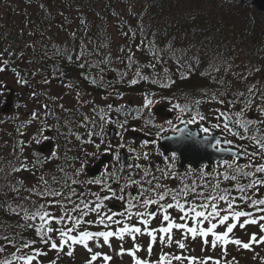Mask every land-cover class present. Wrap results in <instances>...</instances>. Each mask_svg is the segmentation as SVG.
Wrapping results in <instances>:
<instances>
[{
	"label": "trees",
	"instance_id": "16d2710c",
	"mask_svg": "<svg viewBox=\"0 0 264 264\" xmlns=\"http://www.w3.org/2000/svg\"><path fill=\"white\" fill-rule=\"evenodd\" d=\"M7 2L0 0V65L37 108L25 111L14 100L11 113L18 112L0 114V264H31L29 256L51 240L50 210L79 215L104 193L135 214L156 196L167 203L207 191L212 182L219 191L245 179V207L261 203L251 184L258 172L247 165L243 171V164L217 165L210 176L178 173L172 158L161 166H113L92 179L83 169L109 146L110 125L119 133L168 134L171 122L152 113L156 104L167 105L174 122L224 119L235 133L229 140L245 151L264 142L263 12L223 0ZM126 97L141 102L129 104ZM47 131L51 152H27ZM208 209L195 208L201 224ZM169 222L166 214L162 226ZM154 234L169 263L168 234ZM228 263L244 264L235 257L220 262Z\"/></svg>",
	"mask_w": 264,
	"mask_h": 264
},
{
	"label": "rangeland",
	"instance_id": "374dc122",
	"mask_svg": "<svg viewBox=\"0 0 264 264\" xmlns=\"http://www.w3.org/2000/svg\"><path fill=\"white\" fill-rule=\"evenodd\" d=\"M8 2H10V0H8ZM13 2L16 3V5H19L17 0H13ZM113 42H116L115 37L113 38ZM2 92H5L3 96L1 94ZM9 93H12L10 100L12 102L16 100L17 104H23L25 111H32L37 108L36 103L32 98L30 92L25 88L19 87V85L16 82V77L11 73L6 72L4 67L0 65V110L3 107L5 103V98L8 96ZM137 101L141 102V99L137 98ZM11 112L12 111H10V113H8L7 115H11L18 111H14L13 113ZM213 127L215 126L213 125ZM32 129L33 128H30L25 138L28 137V134L30 135L33 132ZM126 132L127 131H125L124 133ZM126 136L127 135L122 136V142L123 143L129 142L128 147L130 148H128V150L126 151V155L128 156L127 159L129 160L128 163L131 165L132 168L142 167L140 165H143L144 163H153L156 166V164L159 163L165 164L166 162L170 161L171 158L167 157V155L164 156L165 159L163 160L162 158L163 156L161 155L160 148L158 147V145L156 146L155 144H152L153 142L148 141L145 142L147 143L145 144L137 137L127 138ZM45 141L46 140L38 144L34 143L33 145H27L26 146L27 152L33 149L38 150L40 145ZM132 149L133 151H131ZM49 151L50 149L47 148L45 152H49ZM230 160L231 158L226 159L225 161H230ZM111 166L112 165H109L108 168H110ZM210 171L213 174L217 173L216 167L214 168L212 167ZM25 180L29 184L32 178L28 176L25 177ZM209 192L210 190H207L205 191V194ZM200 193H202V191H200ZM196 197L197 196L194 195L187 199L183 195H181L180 197L174 199L175 203H177L175 210L173 211V208L171 206L168 209V217L170 221L169 222L170 226L168 227L169 230L168 236L170 237L173 243L174 252H181L182 258L185 260L188 258L199 260V258L205 255L206 256L211 255V256H218L221 258L224 257L226 258L224 260L227 261L235 257L236 259L239 260V262H244V264H262L263 262L262 260L264 258V250H262L261 248H256L255 252L253 254H250L240 251V249L238 248L248 242L245 241L247 238L246 235L241 239L243 240L244 243L238 244L235 241L237 240L238 235L244 233V228H242L241 225L236 226V228L231 231L229 236L230 238L229 242H227L226 244L223 243L222 245H220L222 243L221 241H220L221 243L220 242L214 243L212 240L208 238L205 239L200 238L199 234H196L194 230L192 232L191 228L192 227L198 228L200 223L196 218L193 217L191 211L189 212L188 209L184 208L183 206L185 204L184 201H186V203L189 204V206L199 207L201 205L203 206L209 204V202L207 201V195H204L202 199ZM217 205L219 204H216V206ZM105 209L106 207L104 205H100L94 208L93 210L90 209L88 212L89 216L87 219H90L91 222H93L95 228L93 227L91 229H84L83 230L84 236L81 237L78 236L72 239L66 248L61 246L59 237H56L55 246L57 248L55 249V251L53 252L44 251L43 254L38 256L39 263L35 262V264H57V262H66L67 264H90L89 262H93L91 260V257L95 254L101 257L116 259L120 261L119 263L121 264H147V260L149 258L151 259V261L157 260L156 250H152V249L148 250V248H146L147 245L146 242L149 240V238L145 234H143V232H140L142 234L139 235L131 232L130 235L128 231H125L124 229L123 230L124 233H122L121 239L110 240L111 238H108L107 235L105 234L108 231H110L111 234H114L117 232V228L120 229L122 226L120 222H117L115 220L113 210H111L112 212L108 214L105 213ZM217 209L219 212L223 213L226 211V206L221 204L218 206ZM128 216H129V220H128L129 222L125 226V228L127 229L130 228L131 223H134V220H137L135 216H132L130 214ZM145 217L150 218L147 216ZM259 217L263 218L264 215L258 216V218ZM163 219H165L164 213H160V214L155 213L153 218H150L149 221H151L155 225H160L162 224ZM218 222L221 223L220 221ZM240 222L246 223V220L245 219L240 220ZM216 225H217V221H212V222L208 221L206 223V226L204 227L206 228H208L209 226L215 227ZM263 228H264L263 221H260L259 223L256 222V224L253 226V229L251 228L249 229L250 234L257 236L261 233ZM221 232L222 231L216 229L215 231L213 230L212 234L218 236L221 234ZM126 235L127 238H125ZM57 236H61V235H58L57 233ZM216 239L217 237L213 238V240ZM176 245H177V249H176ZM258 251H261V253L258 254ZM96 262H99V260L98 261L96 260ZM150 263H154V262H150Z\"/></svg>",
	"mask_w": 264,
	"mask_h": 264
},
{
	"label": "water",
	"instance_id": "95a60500",
	"mask_svg": "<svg viewBox=\"0 0 264 264\" xmlns=\"http://www.w3.org/2000/svg\"><path fill=\"white\" fill-rule=\"evenodd\" d=\"M240 4L254 6L257 10L264 12V0H227ZM11 95L8 96L7 101L2 109L3 113L10 111L11 108ZM160 111V109H159ZM114 130H109L110 140H113ZM220 140L218 136L211 132L210 135H200L196 128H190L189 125L181 126L176 134H170L161 138L160 147L163 154L173 152L178 161V167L182 168L185 165H190L192 168H197L201 164H207L208 167L212 163L227 158L233 155L241 158L236 152L227 149L215 148L216 143ZM49 147V145H47ZM43 146L41 151H44ZM108 157H102L101 160L93 167L88 168L86 171L90 176H94L99 172L100 167L104 163H108ZM123 163V160H122Z\"/></svg>",
	"mask_w": 264,
	"mask_h": 264
}]
</instances>
